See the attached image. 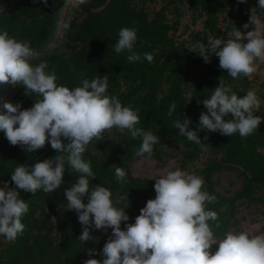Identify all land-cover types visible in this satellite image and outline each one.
I'll return each instance as SVG.
<instances>
[{
  "label": "trees",
  "instance_id": "obj_1",
  "mask_svg": "<svg viewBox=\"0 0 264 264\" xmlns=\"http://www.w3.org/2000/svg\"><path fill=\"white\" fill-rule=\"evenodd\" d=\"M71 2L48 0L45 5L43 0H0V29H7L18 40L31 41L37 53L31 63L47 61L49 71L54 69L58 76L57 83L70 89L81 86L85 78L108 74V95L117 96L124 106L139 108L138 127L159 137L151 157L156 165L164 168L169 159H177L179 169L203 177L206 190L217 197L218 203L208 205L209 209L218 211L226 206L220 214L219 231H241V206L255 205L264 216V123L248 137L200 131L207 151L180 136L173 127L179 114L192 121L190 130L199 131V117L207 109L198 101L210 96L221 77L238 96L255 90L248 77L232 79L220 68L218 57L212 56L211 63H205L186 46L197 41L206 43L209 36L227 39L235 26L244 31L243 25L250 22V9L258 7V0H82L78 7L71 6ZM158 2L160 8L152 10L150 5ZM183 7L191 11V24L185 26L187 38L179 40L176 34L182 27ZM123 27L137 30L134 50L141 54V61L129 63L127 52L114 51ZM144 53L153 54L152 63L143 59ZM256 93L261 100L256 115L264 117V94ZM39 98L34 94L26 96L19 85H0V114L6 102L21 103L27 109ZM173 102L177 113L169 117ZM103 135L102 141L94 142L84 153L96 176L92 181L89 178L90 186H106L114 197L121 196V206L128 208V223H134L147 201L156 196V181L136 176L132 170L134 163L148 156L135 155L142 140H132L127 131L121 133L113 128ZM57 154L50 143L36 153H27L20 146H12L0 131V184L7 182L15 187L11 173L17 164L31 166ZM203 159L202 166L197 167ZM114 166L126 171L125 183L116 180ZM222 173H234L239 187L235 189V182H231L220 190ZM78 176L66 171L64 183L54 193L41 190L33 196L19 190L21 198L29 203V212L22 219L26 228L14 242L7 241L0 248V264H83L89 258L103 259L100 255L89 257L87 250L102 251L107 235L93 229L94 239L82 245L78 238L83 226L77 214L66 208L64 193Z\"/></svg>",
  "mask_w": 264,
  "mask_h": 264
},
{
  "label": "clouds",
  "instance_id": "obj_2",
  "mask_svg": "<svg viewBox=\"0 0 264 264\" xmlns=\"http://www.w3.org/2000/svg\"><path fill=\"white\" fill-rule=\"evenodd\" d=\"M43 3L47 5L48 0ZM250 13L244 31L235 26L227 39L209 36L206 43L197 41L186 48L205 63H211L212 56L218 57L220 68L234 80L251 78L264 64V0H258V7L251 8ZM250 27L253 30L249 31ZM136 41L137 30L123 27L114 51L127 52L129 63L141 61V54L134 50ZM36 55L31 41L18 40L7 29H0V85H19L26 96L40 97L27 109L21 103H4L0 131L12 146H20L27 153H36L49 143L58 153L31 166L17 164L11 173L15 187L7 182L0 184V236L14 242L25 231L22 219L29 212V203L21 198L19 190L33 196L41 190L54 193L64 183L65 172L70 171L79 174L64 193L66 208L77 214L83 226L78 241L84 245L93 240V229L111 230L102 251L87 250L89 257L100 255L103 259L89 258L83 264H264V232L233 228L219 231L220 214L226 206L218 211L209 209L207 206L217 204L218 199L206 190L203 177L179 168L155 179V198L147 201L134 223H128V208L121 206V196L114 197L106 186H90L89 178L92 181L96 176L84 153L91 144L102 141L106 131L115 128L121 133L127 131L132 140L140 138L142 143L135 155L151 158L159 137L138 127L139 108L124 106L117 96L108 95V74L85 78L81 86L70 89L57 83L58 76L54 69L49 71L47 61L33 65L31 59ZM143 59L152 63L154 56L144 53ZM210 93L198 101L207 109L199 117V131L190 130L192 121L179 114L173 121L179 135L200 145L202 151L208 146L200 139V131L248 137L264 123V117L256 115L261 100L255 90L238 96L221 77ZM174 113L177 105L173 102L167 114L172 117ZM113 168L116 180L125 183L126 171Z\"/></svg>",
  "mask_w": 264,
  "mask_h": 264
},
{
  "label": "rangeland",
  "instance_id": "obj_3",
  "mask_svg": "<svg viewBox=\"0 0 264 264\" xmlns=\"http://www.w3.org/2000/svg\"><path fill=\"white\" fill-rule=\"evenodd\" d=\"M82 2V0H72L71 6H76ZM161 4L160 2L150 5V8L158 9L160 8ZM184 16L182 18V27L180 28L179 32L176 34L177 39H183L187 38V35H185V26L190 25L191 21V11L188 7H183ZM222 27H225V24L222 23ZM198 27H192V29H199ZM177 154H179V158L181 157V152L178 151ZM205 160H201L197 163V167H201L203 162ZM176 168H179V163L177 159H169L167 164L164 168H159L155 161L151 158L144 157L141 160L134 163L132 170L133 173L136 176L139 177H148L151 179H157L161 177L162 175L166 174V171H172ZM231 182H235L234 188L237 189L240 185V181L237 179L236 175L234 173H222L220 175V187L219 189L222 190L226 185H228ZM239 218L241 219L240 223V229L241 230H251L253 232L259 233L264 232V216L262 215V210L259 209L257 206H241L239 209ZM123 229V228H122ZM101 232H104L108 239L111 236V230H99ZM107 239V240H108ZM7 239L3 236H0V248H2L6 243Z\"/></svg>",
  "mask_w": 264,
  "mask_h": 264
},
{
  "label": "crops",
  "instance_id": "obj_4",
  "mask_svg": "<svg viewBox=\"0 0 264 264\" xmlns=\"http://www.w3.org/2000/svg\"><path fill=\"white\" fill-rule=\"evenodd\" d=\"M250 79L254 83L255 91H258L259 93L264 94V64H261L258 72L253 74V76Z\"/></svg>",
  "mask_w": 264,
  "mask_h": 264
}]
</instances>
